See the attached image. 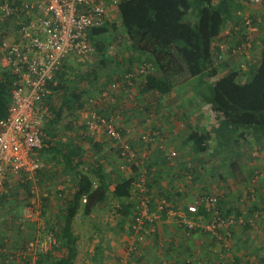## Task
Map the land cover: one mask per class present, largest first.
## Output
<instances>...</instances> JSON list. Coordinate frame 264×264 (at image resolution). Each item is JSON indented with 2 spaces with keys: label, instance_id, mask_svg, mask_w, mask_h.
<instances>
[{
  "label": "trees",
  "instance_id": "16d2710c",
  "mask_svg": "<svg viewBox=\"0 0 264 264\" xmlns=\"http://www.w3.org/2000/svg\"><path fill=\"white\" fill-rule=\"evenodd\" d=\"M241 7L240 0H123L119 5V19L115 23H106L90 31L89 37L97 48L94 56L96 64L86 69V73L78 66V70L73 69L76 63L83 65L81 62H74L72 66L69 65L71 63L64 64L57 72V84L50 83L54 91L49 101L53 115L44 122L43 130L47 136L45 144H51L49 136L57 135L59 127L74 129L76 123V128H81V132L70 137L80 142L73 143L72 140V144L70 142L66 145L71 149L67 164L77 170V188L74 199L68 203V218L73 219L78 214L91 215L96 208L112 201L110 204L118 217L123 223L131 221V230L138 234L135 235L132 254L139 262L143 257L139 254V245L142 249V244L154 235V231L148 228L152 222L144 218L140 224L136 219L140 216L139 205L143 195L149 199L150 212L155 213L158 207L156 201L165 199L173 202L174 197L181 195V191L169 195L170 192L155 189L159 172L152 171L153 164L142 169L148 154L141 156L138 149L140 146L134 142L135 137H138L145 150L157 149L158 153L162 152L165 163L170 165L175 161V158L169 159L172 136L168 129L165 130L162 118L168 116L179 120L186 125V133L181 135L184 137L183 144L196 155L199 159L197 161L203 164L211 158V164L217 162L214 168H227V175L231 173L236 181L242 176L241 164L248 160L246 151L250 148L252 153L254 146H264V38L260 55L253 59L251 75L246 81L240 80L239 68L230 69L222 79H218L219 66L215 65L220 47L214 42L223 40L226 26L232 24L237 16L241 18L238 15ZM246 36L243 35L245 40ZM123 41L127 56L121 62L115 57L108 59L107 48L110 44ZM253 43L259 45L256 38ZM115 56L119 57L118 53ZM113 61L119 65L120 71L117 73L114 70L115 79L107 80L101 84L102 88L95 91L92 88L94 81L85 86V79L90 80L92 76L98 79L99 69L103 70V66L108 63L112 65ZM220 67L225 69L224 65ZM144 68L146 72L142 71ZM129 74L132 75L128 77ZM11 81L10 72L0 65V119L7 115L12 103ZM103 92L107 94L101 96ZM91 98L97 102L87 107ZM166 103L174 106L173 114L166 108ZM87 109L107 119L116 116L118 131L139 152L135 161L128 162L121 158V142L110 137L108 132H105L108 141L98 142L97 135L89 131L86 123L77 126L80 112ZM205 111L211 113L213 118L207 127L195 121V115ZM129 117L137 118L135 126L127 123ZM147 135L152 140L146 141L144 137ZM56 147L53 145V149L48 148L49 152ZM45 150L44 147L43 158ZM91 153H101L102 156L93 162L88 161L86 169L81 170L82 157L87 154L90 156ZM115 155L124 161V166L120 165L119 169H115L111 161ZM75 159H80L76 166ZM188 161L187 166H181V172L177 174L188 179L182 186L185 189L198 187L196 182L199 178L194 156L190 155ZM126 171L131 174H126ZM219 174L220 178L225 177L223 171ZM255 182H252L251 188ZM250 189L248 192L254 200L251 203L253 209L249 211H259L260 217L257 220H264V198L259 201L256 199L258 195ZM14 192L16 194L13 190L1 197V207L5 198L17 197ZM253 194L254 198L251 196ZM3 208L4 211H10V216H14L12 208L5 210L6 205ZM3 208H0V219ZM41 209L42 224L39 222L36 225L40 226V239H44L46 234L54 230L49 229L48 223L43 220L45 209L42 203ZM167 214L166 207L163 216ZM14 218L17 230L23 229L24 232L26 226H29L28 222L22 221L19 224L18 220L23 215H15ZM33 239L19 241L11 249L20 259L25 258L27 264L32 261V255L40 257L37 252H27L29 241ZM67 239L65 244L72 251L67 262L72 264L76 257V240L73 237ZM1 248L5 249L3 246ZM48 251L43 250L41 255ZM37 259L34 260L35 264ZM237 263L255 264L256 261L241 258L234 262Z\"/></svg>",
  "mask_w": 264,
  "mask_h": 264
},
{
  "label": "crops",
  "instance_id": "0c3cea01",
  "mask_svg": "<svg viewBox=\"0 0 264 264\" xmlns=\"http://www.w3.org/2000/svg\"><path fill=\"white\" fill-rule=\"evenodd\" d=\"M240 2L242 9L238 11V15L241 18L237 16L232 24L226 26L224 31L235 25H240L242 28L246 19L251 20L253 22V36L259 44L257 46L254 44L255 47L253 46L251 49L254 52L259 48L260 50L258 51L261 52L264 38V0L259 4H251L250 0H240ZM245 31L247 30L242 28L241 35L233 37L234 44L239 45L243 41V35L247 34ZM258 56L259 54L255 57L253 56V59ZM239 60L238 55L229 56L226 61L222 60L221 66L224 65L227 72L233 68L238 69ZM248 74L249 76L251 75L250 73ZM166 104V108L171 111L172 104ZM173 111L171 112L172 114ZM196 116L197 114L195 115V121L197 119ZM136 119H130L129 117L127 118V123L130 126H135ZM68 120H71V118ZM162 121L165 122V130L168 129L172 136L169 144L170 149L177 150L174 162L170 165L167 162L165 163V156L162 152L158 153L157 149H153L154 151L145 150L140 144L138 137L133 135L135 137L134 142L140 146L138 149L141 156L148 154L142 169H146L147 165L153 164L152 171L159 172L155 189L159 188L162 191L170 192L169 195L176 193L178 190L181 191V195H177L173 200L177 205V209L182 208L180 205L192 203L198 194L217 193L223 196L222 206L226 212L241 213V210L252 206V199L248 191L255 180L256 182L250 190L255 191L256 189V195H258L256 199L259 201L264 198V146H254L252 153L250 148L246 151L248 160L241 164L242 176L236 181L233 180L231 173L227 175V168L224 167L221 170L214 168L217 162L211 164V158L208 157L210 160L204 161L203 164L197 161L199 159H197L196 155L183 144L184 137L181 135L186 133V125L168 116H164ZM209 122H213L212 118L206 120L204 125L207 127ZM197 123L200 124L198 120ZM63 128L65 129V127ZM68 129L67 131H69ZM60 138L64 139L65 142ZM55 139H60L61 144L55 142ZM49 140H51V144H47V142L45 144L44 160L46 168L37 174L32 182L18 181L15 187V195L17 197H7L2 200L1 208L6 205L7 208L5 210L12 208L15 212L14 216H21L17 211L20 204H22L26 212V206L31 198L41 199L40 201L45 209L43 220L48 223L49 229H53L56 234L58 244L50 248L47 254L44 255H41L43 250L38 249L37 253L40 254V257L32 255L33 259L28 264H35L34 260L37 258L39 259H37L36 264H39V262H42V264H70L67 260L72 251H70L65 242L68 240L67 238L70 239L72 237L76 240V257L73 259L72 264H234L235 261L241 260V258H249L250 260L264 263V220L258 221L254 218L244 227L233 228L227 233L220 231L224 236L222 240H217L213 233L198 229L188 232L184 225L178 223L177 217L173 214V209L166 216L162 215L157 218L149 226L153 227L154 235L142 244V249L139 245V254L143 255V257L140 262L135 260L132 254L134 252L133 244L135 243V235L138 236V234L131 230V221L123 223L122 219L114 212L110 204L112 201H109L108 205L99 206L91 215L78 214L73 219L68 218V203L74 199L77 188V170L75 168L72 169V165L67 164L71 149L66 145L70 142L72 144L73 138H70V133H66L64 136L59 132L55 136H49ZM97 141H108L104 130L97 134ZM53 145L58 148L56 147L49 152L50 149H53ZM190 155L194 156V166L199 176L196 182L198 187L185 189L182 186L188 182V179H183L177 174L181 172V166L185 164L187 166ZM101 156V153L97 155L91 153L90 156L87 154L82 157L81 170L86 169L88 161L93 162ZM79 161L75 159L74 165ZM222 171L225 175L224 178H220L219 172ZM127 172L131 173L130 171ZM203 186L205 187L203 188ZM188 200H192V202ZM3 211L4 208L1 209L0 241L1 246L5 249L0 251V264H27L24 262L25 258L20 259L18 255L16 256V252L11 249H14L15 244L19 241L22 242V240L27 238L39 239L40 226L30 224L26 226L27 228L24 229V232L23 229L19 231L17 230L13 214L10 216V211ZM244 216L246 217V214ZM150 229L152 230V228ZM85 244L87 248L83 249Z\"/></svg>",
  "mask_w": 264,
  "mask_h": 264
},
{
  "label": "built area",
  "instance_id": "2783aa9c",
  "mask_svg": "<svg viewBox=\"0 0 264 264\" xmlns=\"http://www.w3.org/2000/svg\"><path fill=\"white\" fill-rule=\"evenodd\" d=\"M122 1L0 0V65L12 77V103L7 115L0 119V208L1 197L15 190L18 181H34L39 171L46 167L42 156L46 136L43 127L45 120L53 115L49 101L54 91L50 83L57 84V72L64 64L75 65L73 60L81 63L91 61V57L97 53L95 43L89 37L91 29L115 23L119 19V5ZM262 1L250 0V3L259 4ZM252 24L249 19L244 21L242 28L247 30V36L239 45L234 44L233 37L241 35L240 25L230 26L223 32V40L214 42L220 47L215 63L219 66L218 79L228 73L220 67L222 60L226 61L233 55H238L240 59V80L243 82L249 78L253 62L251 48L254 46ZM145 70L144 68L142 71ZM106 94L103 92L101 96ZM95 102L96 99H89L87 107ZM79 116L92 134L97 135L104 130L110 137L119 139L122 159L128 162L137 159L139 152L118 131L116 116L112 115L107 119L90 109L81 111ZM144 139L150 141L152 137L147 135ZM176 156L177 151L171 149L169 159ZM141 188L144 189L142 186ZM252 192L256 193L254 190ZM254 194L251 195L252 198ZM222 198L217 193H202L198 194L193 203L186 206L178 204L182 206L178 209H174L177 206L175 202L161 199L156 201L157 211L152 213L149 199L143 195L139 205L140 216L136 219L142 224L144 218H147L153 224L167 207L168 213L173 209L178 223L184 225L188 232L199 229L213 233L217 240H222L224 234L220 231L227 233L260 217L259 211L250 213L252 206L241 210V213H228L222 206ZM40 200L30 199L23 218L18 220L19 224L22 221L28 222V225L39 222L42 224ZM148 228L153 230V227ZM38 238L29 241L27 252L36 254L39 248L47 251L57 244L54 232L46 234L44 239H40L38 234ZM1 249L0 242V251Z\"/></svg>",
  "mask_w": 264,
  "mask_h": 264
},
{
  "label": "rangeland",
  "instance_id": "374dc122",
  "mask_svg": "<svg viewBox=\"0 0 264 264\" xmlns=\"http://www.w3.org/2000/svg\"><path fill=\"white\" fill-rule=\"evenodd\" d=\"M255 24H256V22H254ZM108 41V40H107ZM109 42V41H108ZM122 44V46H120ZM258 48V47H257ZM258 50H260L259 48H258ZM255 51V52H253V56L255 57V56H257L258 54H259V51ZM100 53V52H99ZM107 53H108V59H109V57H115V58H118V60L121 62L122 61V58H125L126 56H127V54H128V51L127 50H125V48H124V41L123 42H120L119 44H117V43H111L110 44V47L109 48H107ZM116 53H118V56L119 57H116L115 55H116ZM260 55V54H259ZM259 57V56H258ZM92 59H91V61H89V60H87V61H85V62H83V65H79L78 63H76V65L75 66H73V69L74 70H78V67L80 68V69H82V70H84V73H86V69H88L90 66H92V64H96V61H95V59H96V57H94V56H92L91 57ZM73 62H78V61H75V60H73ZM94 64V65H95ZM78 66V67H77ZM118 66L119 65H117V63H115L114 61L112 62V65H111V63L109 64L108 63V65L107 66H103V70H100L99 69V78L98 79H95L93 76L91 77V79L89 80V78L88 79H85L86 80V82L84 83L85 84V86L87 85L86 83H90V82H92V81H94V83L92 84V88H93V91H95V90H97L98 88H102V85H103V83H106L107 82V80H110V79H115L114 78V75L113 74H115V71H117V73H119L120 71L118 70ZM115 70V71H114ZM83 80V79H82ZM111 82V81H110ZM102 84V85H101ZM100 93V92H99ZM174 110V106L172 105V109H171V111H173ZM170 111V110H169ZM196 120H198L199 122H200V124H201V126H204V124H205V121L206 120H208V119H211L212 118V114L211 113H209V112H199L198 114H197V116H196ZM205 118V119H204ZM206 118H208V119H206ZM213 119V118H212ZM83 120L81 119V117L79 116L78 117V120H77V126L79 125V126H82L83 125ZM67 129L68 128H63V127H59V129H57V134L60 132V134H62V135H64L65 136V134L66 133H70V137H73V136H75V134H78L79 133V131L81 132V128L80 129H78V128H76V129H74L73 131H70V130H72V129H68L69 131H67ZM60 139H62V138H60ZM60 139H55L54 141L55 142H57L58 144H61V141H60ZM64 142H65V140L64 139H62ZM69 140V139H68ZM80 140L79 139H75V138H73V143H78ZM113 163H114V165H115V169L117 168V169H119L120 168V165H123L124 166V161L123 160H120L119 159V157L118 156H113ZM126 173L127 174H129L127 171H126ZM131 174V173H130ZM14 194H15V192H14ZM191 198H193V197H191ZM194 199V198H193ZM189 202H192V200H188ZM20 214L19 215H24L25 214V210H24V208L22 207V204H20V206L18 207V210H17ZM114 212H115V210H114ZM87 244V243H86ZM86 244L83 246V249H86L87 247H86Z\"/></svg>",
  "mask_w": 264,
  "mask_h": 264
},
{
  "label": "clouds",
  "instance_id": "9594fccd",
  "mask_svg": "<svg viewBox=\"0 0 264 264\" xmlns=\"http://www.w3.org/2000/svg\"><path fill=\"white\" fill-rule=\"evenodd\" d=\"M176 151H177V150H176ZM175 160H176V159H175ZM84 201H85V200H84ZM194 201H195V200H194ZM194 201H193V202H194ZM193 202H192V203H193ZM187 204H188V203H187ZM187 204H186V205H187ZM189 204H190V203H189ZM186 205H184V206H186ZM235 262H236V261H235Z\"/></svg>",
  "mask_w": 264,
  "mask_h": 264
}]
</instances>
